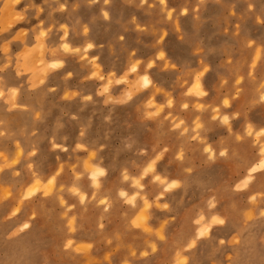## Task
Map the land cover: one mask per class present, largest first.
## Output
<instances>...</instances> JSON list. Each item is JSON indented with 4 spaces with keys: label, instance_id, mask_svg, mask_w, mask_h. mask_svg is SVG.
Listing matches in <instances>:
<instances>
[{
    "label": "rangeland",
    "instance_id": "1",
    "mask_svg": "<svg viewBox=\"0 0 264 264\" xmlns=\"http://www.w3.org/2000/svg\"><path fill=\"white\" fill-rule=\"evenodd\" d=\"M0 264H264V0H0Z\"/></svg>",
    "mask_w": 264,
    "mask_h": 264
},
{
    "label": "snow or ice",
    "instance_id": "2",
    "mask_svg": "<svg viewBox=\"0 0 264 264\" xmlns=\"http://www.w3.org/2000/svg\"><path fill=\"white\" fill-rule=\"evenodd\" d=\"M89 47H91V45H89ZM147 78H145V80H146ZM147 171V170H146ZM122 195H123V193H122ZM220 223H223V221H219ZM25 227H27V225H25Z\"/></svg>",
    "mask_w": 264,
    "mask_h": 264
}]
</instances>
